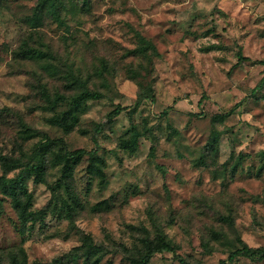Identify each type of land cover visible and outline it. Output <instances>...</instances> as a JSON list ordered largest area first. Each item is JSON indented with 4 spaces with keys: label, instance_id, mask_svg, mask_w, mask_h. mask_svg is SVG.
Returning a JSON list of instances; mask_svg holds the SVG:
<instances>
[{
    "label": "rangeland",
    "instance_id": "rangeland-1",
    "mask_svg": "<svg viewBox=\"0 0 264 264\" xmlns=\"http://www.w3.org/2000/svg\"><path fill=\"white\" fill-rule=\"evenodd\" d=\"M38 2L0 0V154L19 162L12 169L0 162V173L18 176L49 140L69 151L97 149L107 180L101 185L88 173L86 155L74 180L82 206L58 215L49 187L60 174L53 144L46 182L25 178L32 208L49 205L43 222L24 225L11 198L0 195V264L14 257L55 264L81 244L82 231L108 250L102 264H132L125 248L135 255L143 237L159 233L174 252L157 253L150 264H219L236 236L264 247V85L254 91L264 77V0H60L58 16L45 11L35 23ZM137 33L160 55L131 52ZM26 39L46 56L16 55ZM73 76L105 97L88 101L65 133L49 123L55 112L43 92L70 94ZM141 88L154 96L136 105ZM119 104L126 110L110 118ZM133 128L131 153L119 144ZM105 201L108 208L95 207ZM212 228L228 240H212ZM230 264L264 260L240 256Z\"/></svg>",
    "mask_w": 264,
    "mask_h": 264
},
{
    "label": "trees",
    "instance_id": "trees-1",
    "mask_svg": "<svg viewBox=\"0 0 264 264\" xmlns=\"http://www.w3.org/2000/svg\"><path fill=\"white\" fill-rule=\"evenodd\" d=\"M60 7V0H39L36 6V11L32 19L38 22L41 18L42 13L48 11L49 13L58 16V8ZM139 45L131 50V52L136 54H146L148 51H154L155 55H160L156 50V46L140 33H137ZM16 55L20 56L26 60H38L46 56V53L39 50L37 47H33L26 40H23L16 52ZM248 59L246 56L241 54L240 60ZM73 74V72H69ZM264 85V77L260 83L254 88V91ZM68 89L71 90L70 94L62 93L57 91L54 95H51L47 89L44 90V97L55 113L48 118L49 123L58 125L61 127L65 133H69L80 123L81 115L85 111V106L90 100H100L105 96L101 92L91 91L83 86L79 79L73 76V82L68 84ZM77 89V91H75ZM153 89L144 88L140 89L138 93V99L136 105L141 104L144 100L153 98ZM66 107V108H64ZM60 108V109H59ZM126 107L122 105H117L116 108L109 115L110 118L117 117ZM131 133L132 137L129 139H124L120 142L119 147L128 152L134 153L138 149V133L136 129L133 128ZM216 137H213L212 143H210V149L213 150L215 146ZM56 143V142H55ZM53 141L44 142L40 148L35 152V157L37 162L33 163L30 167L22 170L20 174L16 177H7L0 173V195L4 194L11 198L13 207L17 210L21 221L24 225L28 222L32 224L37 222H43L48 213V206L35 210L32 208L33 194L29 191V188L25 182V178L35 174V181L37 183H44L45 174L47 170V153L51 150ZM59 143V142H57ZM56 143V144H57ZM97 143V142H96ZM53 157V163L59 165V177L55 184L49 185L54 198L53 210L61 209L59 212L62 216V211H66L67 215L73 214L78 207H81V201L75 192V170L76 166L81 162V160L88 155L89 159L92 161L88 166V173L99 178V183L103 185L107 180L106 160L98 155L97 149L87 151L85 149H78L75 151H69L64 147V144L59 143V150H56ZM241 158L238 157V159ZM261 159H264V153L261 154ZM0 162L5 165L8 169L12 167H18L19 162L10 161L6 159L5 156L0 154ZM264 162V160H263ZM241 162H236L232 167V172L235 174L237 168L240 166ZM64 189L68 198L60 196V189ZM71 200V201H70ZM61 203V207L58 205ZM105 205V208L109 207L108 202H100L95 207H101ZM3 208L2 198L0 197V211ZM56 212V211H54ZM223 222H229L227 216H222ZM81 233V244L70 250L65 255L56 259L55 264H80V260L83 259V264H102L103 258L105 257L108 250L103 245H100L95 241L90 233L84 231ZM212 240L216 241H227L228 235L224 230H218L215 228L210 229ZM236 244L230 249L228 257L222 259L219 264H230V262L236 257H246L254 261L264 260V247H253L245 242L240 236L235 238ZM141 250H139L135 255L129 254L130 250L125 248L126 256L125 259L130 260L132 264H150L152 258L161 252H174V248L166 241L165 237L160 233L155 237L151 238L149 235L141 239ZM206 247L209 246L207 242L204 243ZM132 253V252H131ZM183 264H187L182 260ZM11 264H31L26 258L20 259L19 257H14ZM38 264V263H32ZM104 264H112L108 261Z\"/></svg>",
    "mask_w": 264,
    "mask_h": 264
}]
</instances>
